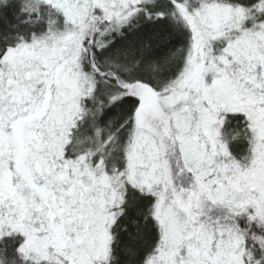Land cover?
Returning a JSON list of instances; mask_svg holds the SVG:
<instances>
[{"label": "snow or ice", "instance_id": "snow-or-ice-1", "mask_svg": "<svg viewBox=\"0 0 264 264\" xmlns=\"http://www.w3.org/2000/svg\"><path fill=\"white\" fill-rule=\"evenodd\" d=\"M0 264H264V0H0Z\"/></svg>", "mask_w": 264, "mask_h": 264}]
</instances>
